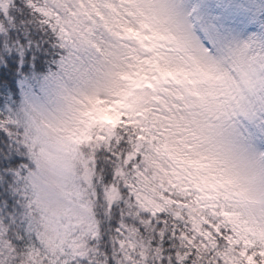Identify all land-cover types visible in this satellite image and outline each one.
I'll use <instances>...</instances> for the list:
<instances>
[{"label":"snow or ice","instance_id":"obj_1","mask_svg":"<svg viewBox=\"0 0 264 264\" xmlns=\"http://www.w3.org/2000/svg\"><path fill=\"white\" fill-rule=\"evenodd\" d=\"M29 7L108 72L0 146V264H264V153L241 168L236 151L238 121L264 133V34L226 43L180 0ZM114 104L118 122L93 117Z\"/></svg>","mask_w":264,"mask_h":264},{"label":"rangeland","instance_id":"obj_2","mask_svg":"<svg viewBox=\"0 0 264 264\" xmlns=\"http://www.w3.org/2000/svg\"><path fill=\"white\" fill-rule=\"evenodd\" d=\"M24 1L29 5V0ZM33 2L40 3L42 0H33ZM180 3L190 14L195 9L196 16L214 23L226 43L239 44L246 42L249 37L264 34V27H262L264 0H180ZM40 16L44 19L42 15ZM52 32L60 47L57 57L41 76L36 78L23 76L16 83L20 99L15 100V105L17 104L20 124L24 128L41 118L56 120L66 110L72 97L99 86L108 72L101 52L86 45L79 48L61 46L62 41L57 33L53 30ZM111 41L112 38L102 28L97 29L96 42L102 49H106ZM204 43L215 54L212 45L207 41ZM201 75L208 82L218 79L217 74L213 72L201 73ZM3 90L7 99L10 100L11 94L8 88L3 87ZM99 103L103 104L102 101ZM119 111V104L111 107L98 106L93 117L96 115L105 122L114 123ZM0 118L7 122H12L15 118L7 104L0 105ZM237 130L244 147L250 153L256 155L264 153V133L243 121L237 122ZM165 160L168 166L162 165L163 174L172 178L179 173L180 169L173 170L170 157H166ZM175 163L180 164L182 161H175ZM173 182L177 181L173 180Z\"/></svg>","mask_w":264,"mask_h":264},{"label":"trees","instance_id":"obj_3","mask_svg":"<svg viewBox=\"0 0 264 264\" xmlns=\"http://www.w3.org/2000/svg\"><path fill=\"white\" fill-rule=\"evenodd\" d=\"M5 4L8 5L7 15ZM0 26L4 28L0 33V105L7 104L15 115L12 122H18L14 125L15 130L10 131L7 126L10 122L0 118V146L12 147L17 139L16 132L24 128L15 105V100L20 99L17 80L23 76L36 78L45 73L60 47L50 26L43 23L42 17L24 0L0 1ZM3 87L8 88L10 100ZM119 116L120 111L114 123L118 122ZM94 118L102 120L96 115Z\"/></svg>","mask_w":264,"mask_h":264},{"label":"clouds","instance_id":"obj_4","mask_svg":"<svg viewBox=\"0 0 264 264\" xmlns=\"http://www.w3.org/2000/svg\"><path fill=\"white\" fill-rule=\"evenodd\" d=\"M238 154L237 163L241 168L246 167L251 163V153L246 149H236Z\"/></svg>","mask_w":264,"mask_h":264}]
</instances>
